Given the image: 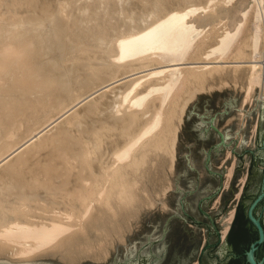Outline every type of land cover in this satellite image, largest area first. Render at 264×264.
<instances>
[{"label":"bare ground","instance_id":"obj_1","mask_svg":"<svg viewBox=\"0 0 264 264\" xmlns=\"http://www.w3.org/2000/svg\"><path fill=\"white\" fill-rule=\"evenodd\" d=\"M229 85L264 101V0H0V259H107Z\"/></svg>","mask_w":264,"mask_h":264},{"label":"water","instance_id":"obj_2","mask_svg":"<svg viewBox=\"0 0 264 264\" xmlns=\"http://www.w3.org/2000/svg\"><path fill=\"white\" fill-rule=\"evenodd\" d=\"M242 96L231 89L202 93L189 104L176 143V171L166 212L151 211L127 233V242H117L104 262L81 264H222L233 248L228 235L240 206L247 208L249 223L258 238L244 252L246 264H264V101L244 112ZM236 155L229 188L224 176L211 167L225 148ZM248 177L238 206L234 197L245 175ZM215 211L209 206L222 192ZM233 199V203L227 207ZM236 207L234 220L224 241L220 222ZM205 229V245L200 250ZM200 250V255L198 253ZM233 257H237L236 254ZM0 264H68L51 258L28 261L0 259Z\"/></svg>","mask_w":264,"mask_h":264},{"label":"rangeland","instance_id":"obj_3","mask_svg":"<svg viewBox=\"0 0 264 264\" xmlns=\"http://www.w3.org/2000/svg\"><path fill=\"white\" fill-rule=\"evenodd\" d=\"M230 66V64H226L225 66ZM224 89H231V90H233L232 88H231V86L229 85V86H227V87H225V88H222V89H214V90H210V91H201V93H198L196 96H199L200 94H202V93H207V92H212V91H217V90H224ZM191 103V102H190ZM188 106H189V104H188ZM188 108V107H187ZM187 108H186V110H187ZM185 114H186V111H185ZM185 114H184V117H185ZM184 117H183V120H184ZM182 123H183V121H182ZM181 126H182V124H181ZM180 129H181V127H180ZM180 129H179V132H180ZM236 160H237V158H236V155H233L232 156V149L231 148H229V147H227V148H225V152H224V155L220 158V159H218V160H215V161H212L211 162V167L213 168V169H215V170H217V171H219L223 176H224V181H225V177H226V175L228 174V169L230 170V169H232V171H233V173L231 174V179H230V181H229V184H228V186L226 187L227 189L229 188V186H230V183H231V180H232V177H233V174H234V171H235V167H236ZM234 165V166H233ZM232 167V168H231ZM245 167H246V173H245V175H243V176H241L238 180H237V183H236V186L238 185V183H241V185H240V188H239V190L237 191V193L235 194V196L234 197H236V198H238V200L236 201V203H235V206H238V202H239V199H240V197H241V194H242V191H243V188H244V185H245V183H246V181H247V177H248V169H249V163L248 162H245ZM175 171H176V161H175V166H174V170H173V173L171 174L172 176H170V184H171V188L169 189V190H167V192H166V195L164 196V198L163 197H161L160 199L162 200V204H161V201H158L157 203H155L154 205H153V207H150V208H145L144 210H142V212L140 213V217L135 221V222H133V224H132V227H131V229L140 221V219L143 217V216H145L147 213H149V212H151V211H159V212H166L167 211V209H168V202H169V199H170V196H171V193H172V189H173V184H174V178H175ZM224 184V183H223ZM225 187V186H224ZM241 191V192H240ZM222 193H223V191L222 192H220V193H218V195L216 196V198L212 201V203L210 204V206H209V211H215L217 208H218V206L220 205V201H221V196H222ZM165 202V203H164ZM233 203V199L229 202V204L227 205V207H229L231 204ZM231 212L233 213V216H232V219H231V222H230V225H229V228H228V232H229V230H230V227H231V224H232V222H233V220H234V217H235V213H236V207H233L231 210H229L228 212H227V214H228V216H230V214H231ZM262 215H263V218H264V209H263V212H262ZM228 216L227 217H225V218H223V220L220 222V232L222 233V231H223V227H225V225H226V222H227V220H228ZM201 230H202V232H203V240H202V243H201V245H200V250H201V248L205 245V242H206V238H205V229H204V227H201ZM228 232H227V234H228ZM227 234H226V236H227ZM126 236H127V234H126ZM125 236V239H124V242H119L120 244H125L126 242H127V237ZM225 236V237H226ZM225 239V238H224ZM224 239H223V241H224ZM117 243V242H116ZM115 243V244H116ZM115 246V245H114ZM114 248V247H113ZM113 248H111V251H110V253H109V255L111 254V252H112V250H113ZM200 250H199V253H198V257H199V255H200ZM109 255L107 256V258L109 257ZM52 259V258H51ZM54 259V258H53ZM87 260V259H86ZM89 260H92V259H89ZM107 259H105V260H101V261H95V262H104V261H106ZM84 261V260H83ZM83 261H81L79 264H81ZM92 261H94V260H92ZM194 263H196V264H198V260H195V261H193V263L192 264H194Z\"/></svg>","mask_w":264,"mask_h":264},{"label":"trees","instance_id":"obj_4","mask_svg":"<svg viewBox=\"0 0 264 264\" xmlns=\"http://www.w3.org/2000/svg\"><path fill=\"white\" fill-rule=\"evenodd\" d=\"M257 238V231L248 221L247 208L240 206L233 227L228 235V243L241 256L232 258L228 264H245L244 252L249 249L251 243Z\"/></svg>","mask_w":264,"mask_h":264},{"label":"flooded vegetation","instance_id":"obj_5","mask_svg":"<svg viewBox=\"0 0 264 264\" xmlns=\"http://www.w3.org/2000/svg\"><path fill=\"white\" fill-rule=\"evenodd\" d=\"M234 254L237 255L236 258H239V257L241 256V255H239L238 253H236L234 250H231V251L229 252V256H228V258H227L226 260H224L222 264H228L229 261H230L232 258H235V257H233ZM245 264H246V263H245Z\"/></svg>","mask_w":264,"mask_h":264}]
</instances>
